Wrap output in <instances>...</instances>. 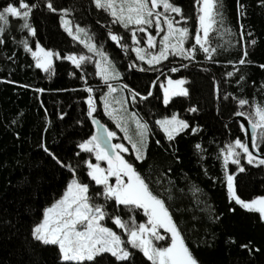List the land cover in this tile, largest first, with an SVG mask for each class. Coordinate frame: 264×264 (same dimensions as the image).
<instances>
[{
	"label": "trees",
	"instance_id": "obj_1",
	"mask_svg": "<svg viewBox=\"0 0 264 264\" xmlns=\"http://www.w3.org/2000/svg\"><path fill=\"white\" fill-rule=\"evenodd\" d=\"M166 1L172 8L159 7L155 20L149 15V31L159 45L171 22L183 31V46L146 63L128 38L132 19L120 21L95 0H0V264H155L137 249L126 258L102 252L63 261L57 245L34 234L71 177L102 196L88 174L87 144L92 118L113 129L103 101L115 85L124 86L148 127L140 157L127 159L190 256L198 264H264V219L231 199L226 184L229 171L240 199L264 196V160L234 146L244 138L232 120L240 112L258 125L255 146L264 154V0H212L213 23L202 41L195 39L200 0ZM63 16L72 33L75 25L87 33L73 37ZM89 42L113 68L98 72ZM37 44L58 53L52 68L35 64ZM167 79L182 80L186 93L166 99L160 86ZM176 110L187 125L168 136L157 120ZM104 197L97 201L106 216L127 220L131 212L140 220L139 210Z\"/></svg>",
	"mask_w": 264,
	"mask_h": 264
},
{
	"label": "rangeland",
	"instance_id": "obj_2",
	"mask_svg": "<svg viewBox=\"0 0 264 264\" xmlns=\"http://www.w3.org/2000/svg\"><path fill=\"white\" fill-rule=\"evenodd\" d=\"M95 1L108 8L112 16L120 21L132 19L133 28L128 38L134 51L140 54L139 58L146 63L163 59L169 48L177 51L183 46L184 33L179 26L171 22L167 23L166 34H161L163 40L159 45L155 42L156 32L149 31L151 25L150 21H147L148 16L154 15L155 20L159 7L163 10L172 8L166 0ZM61 22L77 39H80V34L87 33L76 25L72 33V23L68 17L63 16ZM212 23V0H200L201 37L197 36L195 39L205 40ZM158 27L160 26L157 25ZM88 51L96 56L98 72L104 74L107 68H111V64L112 68L114 67L113 60L109 58L107 62V53L103 50L106 56L97 52L93 42L88 43ZM30 52L41 70L52 68L58 58V53L44 48L41 44H37ZM89 56L92 57L90 54ZM160 87L164 95L171 92L170 97L186 93L182 80L167 79ZM108 97L103 101V109L113 124L112 130H109L106 124L105 126L112 139L114 154L109 157L106 151L97 147L93 138V142L87 144L93 152V160L87 163L88 174L102 187V196L97 193L91 195L87 184H81L71 177L63 193L44 208L40 222L34 227L35 236L43 242L57 245L63 261L90 260L102 252H108L117 258H126L132 249H137L155 264H198L186 249L167 209L149 193L127 159L130 154L136 158L140 157L147 138L146 122L130 107L132 97L127 95L124 86H112ZM157 123L168 136H173L187 125L186 119L180 116L177 110L160 117ZM256 126L258 128V125ZM234 146L244 150V141H237ZM233 155L234 150L231 148L228 150V159H232ZM226 179L229 197L246 209L257 210L264 219V196L242 200L235 192L233 174L227 171ZM104 195L117 205L139 210L142 215L140 220L135 221L131 215L127 220L119 216H106L107 209L104 210L100 201H97L104 199Z\"/></svg>",
	"mask_w": 264,
	"mask_h": 264
},
{
	"label": "water",
	"instance_id": "obj_3",
	"mask_svg": "<svg viewBox=\"0 0 264 264\" xmlns=\"http://www.w3.org/2000/svg\"><path fill=\"white\" fill-rule=\"evenodd\" d=\"M171 92L165 95L166 98H169ZM233 121H236L242 131L244 138V152L248 159L254 160H264V154L261 153L255 146V134L257 126L254 125L251 120L244 114L238 112L233 115ZM94 125V132L92 138L96 143L97 147L106 151L109 157L113 156L114 149L112 147V139L108 135V129L104 123H102L97 118H92Z\"/></svg>",
	"mask_w": 264,
	"mask_h": 264
},
{
	"label": "flooded vegetation",
	"instance_id": "obj_4",
	"mask_svg": "<svg viewBox=\"0 0 264 264\" xmlns=\"http://www.w3.org/2000/svg\"><path fill=\"white\" fill-rule=\"evenodd\" d=\"M127 215H128V217L131 215V212H127ZM136 216H139V217H141V215H136L135 213H134V217H136Z\"/></svg>",
	"mask_w": 264,
	"mask_h": 264
}]
</instances>
